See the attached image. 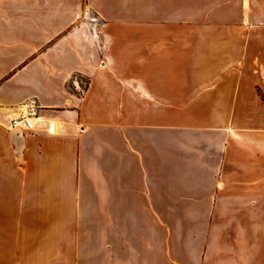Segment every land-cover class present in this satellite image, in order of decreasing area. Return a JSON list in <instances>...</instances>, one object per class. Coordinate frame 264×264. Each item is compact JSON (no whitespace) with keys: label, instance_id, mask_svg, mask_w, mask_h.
<instances>
[{"label":"crops","instance_id":"0c3cea01","mask_svg":"<svg viewBox=\"0 0 264 264\" xmlns=\"http://www.w3.org/2000/svg\"><path fill=\"white\" fill-rule=\"evenodd\" d=\"M68 3L0 0V264H264V0Z\"/></svg>","mask_w":264,"mask_h":264},{"label":"built area","instance_id":"2783aa9c","mask_svg":"<svg viewBox=\"0 0 264 264\" xmlns=\"http://www.w3.org/2000/svg\"><path fill=\"white\" fill-rule=\"evenodd\" d=\"M84 83L86 84V82ZM73 86L76 90L83 91L82 83L79 79L73 80ZM38 119L39 105L36 98H31L10 114L9 128L23 133H32L36 130Z\"/></svg>","mask_w":264,"mask_h":264},{"label":"rangeland","instance_id":"374dc122","mask_svg":"<svg viewBox=\"0 0 264 264\" xmlns=\"http://www.w3.org/2000/svg\"><path fill=\"white\" fill-rule=\"evenodd\" d=\"M70 0H56V5L58 6V9H64L65 6H67ZM81 15L79 16L78 20L75 22V25H78L80 22L87 23L91 27L95 26V24L98 23V18L96 17L95 13L88 8L86 5V2L83 1V4L80 8ZM80 78L75 75L73 79L71 80V84L73 86V80ZM81 81V80H80ZM85 81H81L82 85H85ZM74 87V86H73ZM75 89V88H74ZM76 90V89H75ZM79 91V90H76ZM170 221L176 220V211L170 210ZM175 223V222H173ZM177 226L174 224V226H170L171 231V237H170V264H177V251H178V242H177ZM185 264H199V261H196V263L193 262L192 259L185 258L184 260Z\"/></svg>","mask_w":264,"mask_h":264},{"label":"bare ground","instance_id":"6f19581e","mask_svg":"<svg viewBox=\"0 0 264 264\" xmlns=\"http://www.w3.org/2000/svg\"><path fill=\"white\" fill-rule=\"evenodd\" d=\"M55 131V128H54V126H53V132Z\"/></svg>","mask_w":264,"mask_h":264}]
</instances>
